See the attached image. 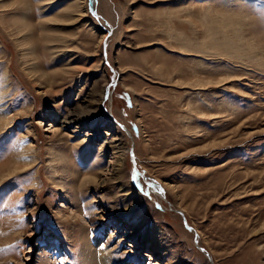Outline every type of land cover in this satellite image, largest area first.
<instances>
[{
    "label": "rangeland",
    "instance_id": "1",
    "mask_svg": "<svg viewBox=\"0 0 264 264\" xmlns=\"http://www.w3.org/2000/svg\"><path fill=\"white\" fill-rule=\"evenodd\" d=\"M13 3L0 0V109L11 121L0 133V264H84L87 242L113 264H264V0H28L16 36ZM73 3L85 16L48 22L65 42H44L41 23ZM204 12L241 19L254 48L197 52ZM192 79L203 86L179 85ZM115 138L128 193L111 185V150H99ZM23 141L36 165L2 178ZM53 152L94 185L49 167ZM133 227L147 229L128 236ZM155 228L163 257L149 250Z\"/></svg>",
    "mask_w": 264,
    "mask_h": 264
},
{
    "label": "bare ground",
    "instance_id": "2",
    "mask_svg": "<svg viewBox=\"0 0 264 264\" xmlns=\"http://www.w3.org/2000/svg\"><path fill=\"white\" fill-rule=\"evenodd\" d=\"M56 2H57V0H51V3H56ZM12 6H13V8L14 7L15 8H14V11L12 12V14L10 15L11 18L9 19L8 24L10 25L9 27H13L15 30H17V32H16L17 34H11L12 36H14V35L16 36V35H18V33L23 32L29 26V23L25 19V15L27 14V11H28V0H15V5L13 3ZM40 8H43V6L41 5ZM22 13H26V14L22 15ZM76 15L79 17L85 16L80 11V9L78 7V3H73V4L68 5L65 8L63 14H58V15L53 16L52 19L44 20L41 23V25H42L41 27L44 29L43 31L46 32L47 31L46 28L49 25L48 22H50V21H53V22L58 21L59 22L60 20L63 21V19L68 20V18L71 19L73 16H76ZM213 15L210 16L208 12L207 13L204 12V14L201 16L200 23H202L204 28H205L206 37L204 36L205 38L202 41L196 43L197 52L203 53V54H208L210 51H216V54L218 52V54L221 53L224 56H229V57L231 56L233 58H235V57L240 58V52L238 51V49H236V51L233 49L234 44L235 45L237 44L239 47L241 45L243 46V44L244 45L246 44L245 49L249 50V51H251L254 48V45L250 41H245L244 37L241 35V34H243V32H242L243 29L241 28V22H240L241 19L240 20L238 19L239 21H237L235 17L231 18L230 16L223 14V13L217 14L215 16H213ZM31 35H32V37H34V34H31ZM45 35H46V40H44V42H46V43H53L56 41L57 42H63V40H64L63 37L51 36L48 33ZM22 36H23V33H22ZM28 37L30 38V40L32 39V37L30 35ZM18 38H19V36H18ZM29 38L24 37V40H22V41H19L17 39L15 41L17 47H23L24 48L25 46H27V48H28V45H30L29 40H28ZM179 38H181V37L177 38L178 39L177 42H179L178 43L179 49L182 52H186V50L189 51L188 50V42L186 41V39L183 38V39L179 40ZM64 42H65V40H64ZM43 46L45 48V43ZM46 46H48V45L46 44ZM45 50L48 51L47 48ZM20 52H22V51H20ZM24 52H25V50H24ZM27 52H25V53L22 52L20 55V57L22 56L23 61H25L27 59V57H26ZM29 58L31 59V56ZM23 61H22V63H23ZM30 61H32V60H30ZM25 70L27 71V69H25ZM31 71H32V69H31ZM29 72H27V73H29ZM39 75H41V74H39ZM187 82H189V81H186V82L181 83V84L179 83V85L187 84L189 87H194L197 89L199 87L203 86L201 79H195V80L191 81L190 83H187ZM208 83H211V81H208ZM90 108H92V106L88 107V110L86 111V113H83L85 116L86 115L88 116L89 113H93L96 110L93 107L94 110L92 109L93 111H91ZM72 117L70 116L69 119L66 122H64L63 124H65L66 126H70V124H72L71 122L75 121ZM76 118H78V117H76ZM10 123H11V121L7 120L6 115L0 109V133H2L4 130L9 129ZM62 128L64 130V128L66 129L67 127L64 126ZM78 128L79 127H76V130H78ZM81 128H82V126H81ZM81 128H79V129H81ZM74 131H75V129L73 131H71V133L72 132L74 133ZM61 134H62V132L60 129H54L53 136L58 137L59 138L58 140L62 141L63 139H61V138L64 136V134H62V135ZM86 136H85V138H83L81 140V143L88 142L90 135H86ZM67 137L68 136H66V138ZM24 141L20 147L19 156L16 159V164H14L13 166L7 167L6 170H4L5 174H4V177H2V178L10 179L14 174L27 172L36 165V163L39 159L37 150H36L33 143H31V142L30 143H24ZM80 145L81 144H78L77 146L79 147ZM99 148H102L99 150H103V149L111 150L112 157L110 158V163H113V160L117 159V161L115 163V167L113 168L112 173L110 174V176H111L110 178H112L110 180V181H112L111 185L120 186V188H123V190L126 193H128L130 189H129V187L124 185L123 180H122V173H124V171H125V169H124V171H122L123 165H124V161L122 160V157L124 155V153H123V150H124L123 142L121 140L116 139V138L111 139V141H107V139H106L105 141H103V144H101ZM93 159L95 160L96 157L92 156L91 160L93 161ZM51 163H54L55 166L58 167V169L61 173H63V172H64V174L66 173L67 175H69L71 177V179H74L75 181L80 180V186L94 185L93 183H94L95 178L84 179V178H81L80 175H78V171L73 166V163L69 159V155L67 153L59 154V153L53 152L51 155V162L49 164V167L54 168L55 166L52 165ZM57 187H58V185H57ZM168 188H170V187H168ZM67 192H68V196L70 198V193H69V191H67ZM116 216L119 217L118 215H116ZM61 218H63V217H61ZM65 218L68 219V217H65ZM101 218L102 217H100V219ZM116 223L118 225L119 221H116ZM134 228L135 227H133L131 229L132 231L128 233V236L133 235L136 232H139L143 229L144 230L147 229V227H142L139 229H134ZM159 233H160V230L158 228H155L154 230H151L150 235L148 234V236H147V239H148V237L150 239V241H149L150 242V249L149 250L151 252H153L155 254V256H162L161 254H159L161 252V250L163 252L167 253V248H166V245L164 243V235H162V234L160 235ZM145 238H146V236H145ZM141 239H142V237H141V232H140L138 234L137 241H140ZM99 245H101V244L98 243L95 246L96 249H94L87 242L84 249H82V252L80 254L81 259H79V262L84 263V264H98V262H99V264H113V258H114L113 253L111 251H109V249H107L105 251V249H103L102 246L99 247ZM96 254L98 255L97 257H95Z\"/></svg>",
    "mask_w": 264,
    "mask_h": 264
},
{
    "label": "water",
    "instance_id": "3",
    "mask_svg": "<svg viewBox=\"0 0 264 264\" xmlns=\"http://www.w3.org/2000/svg\"><path fill=\"white\" fill-rule=\"evenodd\" d=\"M115 84H116V81H112L111 82V86H115ZM132 151V150H131ZM182 215V214H181ZM199 250L201 251V252H203L204 253V255H206L207 256V253L202 249V248H199Z\"/></svg>",
    "mask_w": 264,
    "mask_h": 264
},
{
    "label": "snow or ice",
    "instance_id": "4",
    "mask_svg": "<svg viewBox=\"0 0 264 264\" xmlns=\"http://www.w3.org/2000/svg\"><path fill=\"white\" fill-rule=\"evenodd\" d=\"M105 59H106V57H105ZM133 127H135V126H133ZM216 146H217V145H215V144L212 145V147H216ZM207 147H208V146H207ZM207 147H205V149H207ZM193 151H196V150L193 149ZM134 175H135V174H133V178H134Z\"/></svg>",
    "mask_w": 264,
    "mask_h": 264
}]
</instances>
